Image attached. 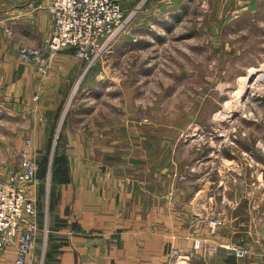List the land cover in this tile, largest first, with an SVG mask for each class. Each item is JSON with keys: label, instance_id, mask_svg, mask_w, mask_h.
Wrapping results in <instances>:
<instances>
[{"label": "rangeland", "instance_id": "1", "mask_svg": "<svg viewBox=\"0 0 264 264\" xmlns=\"http://www.w3.org/2000/svg\"><path fill=\"white\" fill-rule=\"evenodd\" d=\"M126 18V30L94 63L74 48L56 53L74 54L73 75L56 54L47 73L25 62L35 64L40 84L56 80L60 96L47 92L58 104L53 123L38 93L24 106L0 96V178L21 174L22 149L37 166L35 179L22 183L38 213L33 264L47 257L54 210H102L98 190L96 207L76 200L81 192L64 146L72 115L79 118L70 119L73 130L90 137L91 153L78 161L103 162L107 170V200L115 203L106 209L119 211L126 185L128 228L143 229L145 239L175 240L161 264L176 262L187 238L216 250L223 241L213 234L230 228L225 221L237 201L263 191L264 0H142ZM134 149L132 160L119 161ZM91 184L85 192L96 189Z\"/></svg>", "mask_w": 264, "mask_h": 264}, {"label": "crops", "instance_id": "2", "mask_svg": "<svg viewBox=\"0 0 264 264\" xmlns=\"http://www.w3.org/2000/svg\"><path fill=\"white\" fill-rule=\"evenodd\" d=\"M52 1L0 0V7H2L0 11V31L2 33L0 35V96L8 100H19L16 104L24 106L27 101L31 102L33 93H38L40 103L43 104V111L51 116L48 120L50 123L55 121L58 104H52L49 101L47 92L52 90L56 94L55 97L60 96L56 80L55 83L48 84L44 81L45 83L40 84L37 80L39 74L35 64L23 62L18 51L21 46L42 44L50 36L53 30V16L44 7ZM118 1L127 13L130 8L134 6L136 8L142 0ZM40 5L43 7H39ZM73 56L74 54L68 51L60 52L55 56L56 62L62 60L64 64L70 65L68 72H71V75L78 70L75 62L77 60H74ZM59 74L56 73L57 76ZM51 96L53 97V94ZM75 117L72 115L70 119L74 120L77 118ZM70 119L68 128L65 130L69 142L65 141L64 146L68 148L66 154L71 164L74 186L81 192L76 200L86 199L88 207H96L98 205L93 204L97 201L98 190L100 201L103 202L100 205L102 210L100 207L99 209L59 212L54 210L48 222L50 235L44 264H161L167 259L171 242L174 243L175 240L145 239L146 233L143 229L128 228L125 213L126 185H123L122 191L119 190V211L106 209L107 201L111 204L115 203L114 200H107L110 196L106 190V187L110 186L104 181L106 178L104 172L107 170H104L103 162L101 163L102 168L101 166L97 168L95 164L90 165L89 162L78 161L79 154L91 153L90 137L86 132L74 131ZM72 137L77 139H72ZM78 146L83 147V152L74 151L75 147L79 149ZM134 151L135 149L129 153L126 152L129 156L123 154L119 161L127 163V160H132ZM114 165L116 168L118 163ZM137 166L138 164L134 167ZM119 171H122V168H119ZM119 171L114 169L113 173ZM91 180L97 181V186H94L96 189L85 192L87 186H92ZM261 180L263 191H257V195L250 198L245 196L244 201H242L243 198L239 199L232 210L231 219L225 221L230 228L219 227L216 234H213L217 240L223 241L216 244V250H210L207 245L195 247L194 238H187V241L186 239L182 241V246L178 245L184 251L185 264H264V175ZM101 188L103 194H101ZM242 202H246L248 206L241 204ZM208 231L209 229H205L203 232L208 234ZM165 233L171 235L169 232ZM177 233L187 234L180 231ZM188 234L192 235V233ZM234 243L247 247L248 253L242 257L237 256L235 251L229 247V244ZM174 244L176 245V242ZM16 252L15 245L9 247L3 254L2 264H12Z\"/></svg>", "mask_w": 264, "mask_h": 264}, {"label": "built area", "instance_id": "3", "mask_svg": "<svg viewBox=\"0 0 264 264\" xmlns=\"http://www.w3.org/2000/svg\"><path fill=\"white\" fill-rule=\"evenodd\" d=\"M44 8L53 16V30L47 42L21 46L18 51L23 62L36 63L41 73H47L51 56L67 48H74L80 58L94 63L129 25L118 0H53ZM38 98L36 94L35 99ZM20 154L21 174L8 180L0 178V264L2 254L14 245L17 247L14 264H33L38 242L37 209L22 184L35 179L37 166L29 150L22 149ZM221 223L214 220L212 225ZM229 247L240 257L248 253L247 247L237 243ZM184 260L180 254L173 264H184Z\"/></svg>", "mask_w": 264, "mask_h": 264}]
</instances>
